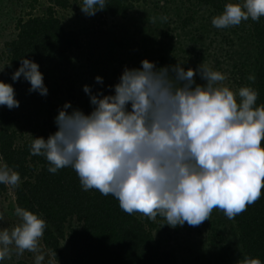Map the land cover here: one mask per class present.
Listing matches in <instances>:
<instances>
[{
  "label": "clouds",
  "instance_id": "obj_1",
  "mask_svg": "<svg viewBox=\"0 0 264 264\" xmlns=\"http://www.w3.org/2000/svg\"><path fill=\"white\" fill-rule=\"evenodd\" d=\"M79 6L86 16H95L107 5L106 0H83ZM261 17L264 0H243L226 4L212 25L225 29ZM197 73L204 83L196 82ZM21 77L30 83V93L48 95L38 63L20 59L11 79ZM225 79L203 63L187 70L178 62L158 68L148 59L139 68L125 66L111 86L114 94H93L91 86L83 87L90 113L66 102L54 118L57 131L33 139L30 153L45 157L52 174L72 168L84 191L115 197L129 215L140 213L153 221L159 215L173 228L200 226L213 209L232 220L264 189V105H256L257 90L242 86L234 93L222 84ZM248 80L254 83L255 76ZM95 81L103 84L100 76ZM0 106L19 107L14 87L2 80ZM20 181L17 171L0 165V184L18 186ZM15 214L20 224L0 230V261L10 258L14 246L17 256L28 251L35 254V264H42L39 241L46 221L19 206ZM238 264L262 261L245 256Z\"/></svg>",
  "mask_w": 264,
  "mask_h": 264
},
{
  "label": "trees",
  "instance_id": "obj_2",
  "mask_svg": "<svg viewBox=\"0 0 264 264\" xmlns=\"http://www.w3.org/2000/svg\"><path fill=\"white\" fill-rule=\"evenodd\" d=\"M42 1L45 5L41 6L39 14L27 12L12 18L14 37L4 42L0 59L3 57L7 63L10 77L20 67L22 58L38 63L44 82L49 66L52 67L49 72H61L62 75L59 76V73L54 74L51 82L55 93L59 91V79L68 75V70L75 61L82 63V73L84 69L91 72L95 65L90 63L93 58H86L84 62V48L79 33L67 30L56 14L57 10H67L75 3L82 4L83 0ZM186 1V10L174 13L178 20V26L175 28L179 33L177 36H169L172 40L179 37L186 39V49L181 48L177 54L174 52L180 57L179 62L184 60L185 70L189 66L194 69L202 63L206 65L209 47L205 45H212L215 38L221 37V43L228 46L222 55L224 60L248 61L249 70L245 73L254 75L255 82L248 80L246 85L258 91L256 105H264V17L258 22L249 18L238 26L217 29L211 24L212 18L220 15L226 4H242L243 0ZM140 2L141 0H106V8L96 14H99L102 20L126 19ZM34 3H37V0H32L29 5L31 9L34 8ZM172 48L174 45L170 50L177 51ZM87 50L85 53L90 54L91 48H86ZM215 61L218 67L220 61ZM236 65L237 63L232 67ZM47 75L49 77V73ZM120 76L121 74L113 72L103 84L91 87L92 93L114 94L111 86L119 82ZM21 79L30 85L23 77ZM83 99L84 108L90 113L92 106L89 95L84 93ZM35 103L34 96L31 95L27 104L20 103L19 111L18 108L0 106V163H7L21 177L18 186H11L12 196H6L7 185L0 184V195H4L8 200V209L0 210V213L3 217H10L11 222L18 225L21 221L15 214V209L19 206L45 220L46 228L41 238L45 258L49 259L50 256L61 261L66 249L68 264H224L229 260L231 248L223 244L224 240L215 228L217 223L221 224L220 217H215L209 226L203 223L207 228L213 225L209 240L218 242V254L215 259L214 255H210L208 260L204 261L191 244L193 235L201 234V225L192 227L185 223L173 228L159 215L154 221L140 213L129 215L121 210L115 197L103 196L95 189L84 191L72 168L60 169L55 174L50 173L45 157L33 156L30 153L33 139L44 137L45 134L42 130H33L30 135L24 137L18 128L21 119L31 125V118L40 114ZM48 115L51 117L49 111ZM50 129L57 130L56 124L50 126ZM223 217H226L224 213ZM228 221L234 228L238 241L236 247L239 260L248 256L259 258L264 264V189L259 200L249 205L245 212ZM185 242H188V245ZM186 253L192 255L189 260L187 256L184 257ZM0 264L4 263L0 261ZM15 264L28 263L17 260Z\"/></svg>",
  "mask_w": 264,
  "mask_h": 264
},
{
  "label": "rangeland",
  "instance_id": "obj_3",
  "mask_svg": "<svg viewBox=\"0 0 264 264\" xmlns=\"http://www.w3.org/2000/svg\"><path fill=\"white\" fill-rule=\"evenodd\" d=\"M31 2L32 0H0V56L4 42L14 37V20L12 18H14L15 15H24L27 12L39 14L41 6L45 5L42 0H37V3H34V8L31 9L29 6ZM79 5L82 4L75 3L67 10H57L56 14L67 30H74L79 33L84 48V53H82L84 62L86 58H93V61H90V63L94 64L95 68L91 69V72L84 69V73H82V63H80V61H75L73 66H71L72 68H69L68 75L63 77L64 79H59V91L57 90L58 92L56 91L53 93L55 89L54 87L52 88L51 84L53 76L56 73H59L58 76L62 74L56 70L53 73L52 71L49 72L52 69V67L49 66L45 74L46 77L44 82L48 89V95L41 97L38 92L30 93L29 88L31 86L23 82L22 79L15 82L12 81L11 77L8 75L7 63L3 60V57L0 59V80L12 84L14 87L15 99L19 101L17 110L19 111L21 107L20 103L24 102L27 104L31 95L34 96L36 102L34 105L36 109L40 110L39 115H34L33 118H31V125H28L23 119L18 123L19 132H22L24 137L28 134L30 135L33 130L37 132L42 130L45 134L43 137L44 139H47L50 134L55 133L57 130L52 131L50 126H54V118L58 115V110L61 109L66 102H70L73 108H79L87 114L83 104V96L85 93L83 87L85 85H89L92 88L97 87L99 83L95 81V77H102L104 82L113 72L122 74L125 66L128 68H139L141 66V61L144 59L155 62L158 68L175 65L177 62L180 63V57L178 55L176 56L175 53H180L181 48L186 49L185 38L179 37L178 39L172 40L171 37H169L177 36L179 33L175 28L178 26V20L174 13L186 10L188 6L186 0H163V5L161 4V0H141V2L129 13L126 19L104 18V20H102L99 14L95 16H86L81 11ZM161 16H167V21L162 22L160 20ZM153 17H156L155 23L152 22ZM221 39V37L215 38L212 45H205L209 47L207 50L209 56L207 57L208 61L206 65L210 68L212 67V70L224 74L226 79L222 84L228 86L234 93H238L240 87L247 86L246 82L250 75L245 73L249 70L247 66L248 61L245 60L243 62V60H239L235 62L236 59L231 61H229V59L224 60L222 55H224V51H226L228 46H224L221 43ZM172 45H174L172 49L177 51L172 50V52L170 50ZM86 48H91L90 54L85 53L88 52ZM162 57L163 60H161ZM215 60L220 61L218 67L215 64ZM235 63H237V65L233 68L232 66ZM180 64L185 68L186 63L184 60H182ZM189 68H191V66H189ZM194 69H196V67ZM48 73L49 77L47 75ZM196 82L200 84L204 83V81L200 79L198 73L196 75ZM68 89L69 92H67ZM69 95L74 97L71 98ZM39 101H41L40 105L42 107H40ZM48 111L51 117L48 115ZM69 111H71V109H69ZM23 125H27V127L24 128ZM0 165H2V163H0ZM7 189L6 196H12L10 190L11 185H7ZM7 205L8 200L1 194L0 210L8 209ZM222 214L223 212L219 209H213L210 220L205 221V226H209L215 217H220L221 220L219 221L221 224L217 223L215 228L219 230V234L224 240L223 244L231 248L229 260L224 264H238L239 253L236 247L238 246L236 234L228 219L226 217L222 218ZM11 220L10 217H3V220L0 222V230L4 228L11 230L13 227L17 226L15 222H11ZM205 226L201 224V234L193 235V241H191L193 248L196 249L195 252L200 254V257L204 261L205 259L208 260L210 255H214L215 259V256L218 254V242H211L209 240L213 225L209 228ZM193 233L196 234L194 231ZM39 244L43 252L41 239ZM186 244L188 245V242ZM63 248L64 245H62V249ZM191 256L188 253L184 255L188 260ZM48 257L49 259L45 258L42 264H68L66 262V249H64V257L61 261L54 260L50 256ZM17 260L25 261L28 264H35V254L25 251L22 256H17L13 246L10 258L2 262L4 264H15ZM186 263L183 262V264Z\"/></svg>",
  "mask_w": 264,
  "mask_h": 264
}]
</instances>
